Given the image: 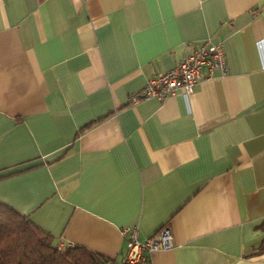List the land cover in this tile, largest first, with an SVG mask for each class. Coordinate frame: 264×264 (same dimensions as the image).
<instances>
[{
  "label": "crops",
  "instance_id": "0c3cea01",
  "mask_svg": "<svg viewBox=\"0 0 264 264\" xmlns=\"http://www.w3.org/2000/svg\"><path fill=\"white\" fill-rule=\"evenodd\" d=\"M206 40L226 74L131 100ZM0 199L117 262L166 228L139 264H264V0H0Z\"/></svg>",
  "mask_w": 264,
  "mask_h": 264
},
{
  "label": "built area",
  "instance_id": "2783aa9c",
  "mask_svg": "<svg viewBox=\"0 0 264 264\" xmlns=\"http://www.w3.org/2000/svg\"><path fill=\"white\" fill-rule=\"evenodd\" d=\"M203 69L206 73H203ZM214 72L226 74L225 56L222 45L206 40L182 59L178 65L149 78L143 90L138 95L132 96L131 100L135 102L138 99L149 97L163 100L177 90H181L187 98L193 94L195 85L204 75L210 78ZM124 232H129V235L126 239V254L121 264H137L145 260L146 253L171 249L173 246L172 235L166 228L144 241L137 239L136 229Z\"/></svg>",
  "mask_w": 264,
  "mask_h": 264
},
{
  "label": "trees",
  "instance_id": "16d2710c",
  "mask_svg": "<svg viewBox=\"0 0 264 264\" xmlns=\"http://www.w3.org/2000/svg\"><path fill=\"white\" fill-rule=\"evenodd\" d=\"M54 236L0 199V264H121L80 246L58 250ZM147 253L145 254V260ZM142 262V261H140Z\"/></svg>",
  "mask_w": 264,
  "mask_h": 264
},
{
  "label": "rangeland",
  "instance_id": "374dc122",
  "mask_svg": "<svg viewBox=\"0 0 264 264\" xmlns=\"http://www.w3.org/2000/svg\"><path fill=\"white\" fill-rule=\"evenodd\" d=\"M56 248L58 249V250H60V249H62L63 248V246H61L59 243L56 245ZM140 262V261H139ZM139 262L137 263V264H139Z\"/></svg>",
  "mask_w": 264,
  "mask_h": 264
}]
</instances>
